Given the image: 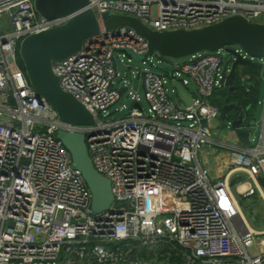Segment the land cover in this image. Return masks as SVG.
Instances as JSON below:
<instances>
[{
  "label": "built area",
  "instance_id": "built-area-1",
  "mask_svg": "<svg viewBox=\"0 0 264 264\" xmlns=\"http://www.w3.org/2000/svg\"><path fill=\"white\" fill-rule=\"evenodd\" d=\"M89 7L99 35L53 65L63 90L95 118L94 125H74L37 94L19 62L26 37L71 16L47 19L35 0H0L7 23L0 25V264H264V230L249 225L238 199L259 193L264 200V116L248 145L213 136L224 50L190 56L171 74L140 72L143 106L132 80L121 86L117 79L119 62L131 67L122 51L146 55L148 42L128 26L108 29L104 19L129 15L157 31L203 28L235 15L264 23V0H89ZM235 51L264 64V56ZM170 77L194 86L191 103L171 97ZM124 96L132 106L116 107ZM58 130L86 135L95 168L112 184L110 209L93 213L92 192L71 168ZM208 145L231 148L223 179L201 159ZM236 172L250 180L234 193Z\"/></svg>",
  "mask_w": 264,
  "mask_h": 264
},
{
  "label": "water",
  "instance_id": "water-1",
  "mask_svg": "<svg viewBox=\"0 0 264 264\" xmlns=\"http://www.w3.org/2000/svg\"><path fill=\"white\" fill-rule=\"evenodd\" d=\"M38 12L47 19L71 16V19L40 33L26 37L20 44V58L26 75L38 95L44 97L58 112L64 122L74 125H94L95 118L87 108L60 85V79L53 71L56 62L77 53L84 42L99 35L101 27L95 11L89 7V0H35ZM108 29L128 26L136 30L148 42V54L136 55L127 50L122 52L128 59L146 62L154 54L164 58L184 59L199 52L224 50L225 63L221 73V87L235 88L240 67H260L251 59L236 53L234 47H241L252 58L264 56V23L251 22L242 15H235L214 25L198 29L153 30L140 19L122 14L104 15ZM126 87L120 89V96ZM139 106V105H138ZM239 109V110H238ZM237 103H225L219 107L220 120L227 121L233 128H240L245 121L251 124V117L244 119V110ZM58 140L71 153V168L81 172L92 192V209L99 214L110 209L114 195L109 178L94 166L86 135L75 131L58 130ZM254 198L249 200L251 204ZM253 220L256 211L253 210Z\"/></svg>",
  "mask_w": 264,
  "mask_h": 264
},
{
  "label": "rangeland",
  "instance_id": "rangeland-1",
  "mask_svg": "<svg viewBox=\"0 0 264 264\" xmlns=\"http://www.w3.org/2000/svg\"><path fill=\"white\" fill-rule=\"evenodd\" d=\"M0 25H7L6 20H0ZM235 48L236 47H234V49ZM185 60L186 58H160L156 54L150 56L146 62H143L139 59H134L133 61L129 62L128 59L125 58L123 59V61L127 62L131 67H128L126 64L119 62L120 76L118 77L117 81L120 83V85L123 84V80H132L135 77L137 81V79L141 75L140 72L145 70H153L162 74L168 72V74H171L175 72L176 66L183 63ZM253 63L259 65L260 67H255L257 68L255 70L254 68L249 69L250 72L247 73H245L244 67H240L238 69V74L243 79V85L250 93L249 103L251 104H246V102H243L244 100L240 102V107L244 110L247 109L245 113L248 115V117L250 116L252 118L250 124L251 126L248 131L241 132V129L233 128L227 121L223 122L220 119L214 121V123L212 124L216 125L217 136L215 137L220 140H226V142H228L229 144H232L234 142L236 144H245L250 140V138L258 136L261 130L264 116V64L259 60H254ZM133 71L134 73H132ZM254 71L256 74L254 73ZM179 88L181 93L184 95L186 92V88L182 84H179ZM140 97L142 98V102L146 104L144 99V92H140ZM191 100L189 99L188 103H191ZM132 102L133 101L131 100V97L128 98L127 96H124L116 107L121 108L123 104H127L128 107H130L132 106ZM249 111L251 112L250 115L248 113ZM122 113L123 111H121L117 115H120ZM218 150L225 151L228 153V156H230L231 149ZM217 162L218 160L216 159V155H212L210 158V165L216 167ZM240 174L241 176L239 175V172H236L232 177L239 176L240 180H250L249 176L246 173L242 172ZM211 175L213 176L212 173ZM231 180L232 179L230 178L229 181L231 182ZM235 186L236 185L232 186V190L234 191V193H236ZM258 196H260L259 193ZM238 199L240 202V206L245 214L246 220L249 222V225L252 226L255 230H264V200L262 198H259L255 204L250 205L247 202V199H243L239 196ZM253 210L256 211L255 220H253Z\"/></svg>",
  "mask_w": 264,
  "mask_h": 264
},
{
  "label": "crops",
  "instance_id": "crops-1",
  "mask_svg": "<svg viewBox=\"0 0 264 264\" xmlns=\"http://www.w3.org/2000/svg\"><path fill=\"white\" fill-rule=\"evenodd\" d=\"M135 78L132 79V83L134 85V88L137 90V92L139 93V96H140V92H143L142 76L140 75L139 78L137 79V81ZM169 80H170V83L168 85L169 92H170V95L173 99L178 100V101H182L184 103H188L189 102L188 100L189 99L191 100L194 97L195 89H194L193 85H185L180 79H172L171 77L169 78ZM179 84H182L186 88V92L184 95L180 91ZM233 89L235 90V88H233ZM141 104L143 106H146V104H144L142 101H141ZM246 122L247 121H245L243 124H245ZM238 129H241V127ZM212 131H213V136L214 137L217 136L216 125H212ZM215 139H217V138L215 137ZM248 144H249V141L245 144H236L235 142L232 143V145H248ZM218 149H231V148H229V147L228 148H222V147H217V146H213V145L212 146L208 145L200 153V156H201V159H202L204 165L210 169L211 173L213 174L212 177L215 180L223 179L225 177V175L229 169V160H230V156H228L227 152L219 151ZM212 155H216V159L218 160L216 167H213L210 165V158ZM239 175L241 176L240 173H239ZM232 176H233V174H232ZM232 176H231V179H234V178L237 179L236 186L239 183H246L247 182V180H243V179L240 180L239 176H237V177H232ZM253 198H254V201L251 204L249 203L250 199L247 200V202L250 205L255 204L259 198L260 199L262 198V196L261 195L258 196V194H257Z\"/></svg>",
  "mask_w": 264,
  "mask_h": 264
},
{
  "label": "trees",
  "instance_id": "trees-1",
  "mask_svg": "<svg viewBox=\"0 0 264 264\" xmlns=\"http://www.w3.org/2000/svg\"><path fill=\"white\" fill-rule=\"evenodd\" d=\"M159 56V55H158ZM160 58H164V57H161L159 56ZM19 62L21 64V66L24 68V64L19 56ZM255 68V67H244V70H245V73L247 72H250L249 69H252ZM255 73V71H254ZM165 74H168V72H166ZM256 74V73H255ZM235 89H237L236 91H231L230 88L228 87H222V88H219L217 89L216 94H219L221 96V98L218 100L215 99V97L213 98V102L218 105V106H221L225 103H229V102H237L239 105H240V102L242 100H244L243 102H246V104H251L249 103V91L246 89V87L243 85V83L240 81L239 77H237L235 83ZM255 102V100H254ZM249 115H250V111L248 112ZM244 130H242L241 132H243ZM244 132H247V131H244ZM236 182H237V179L234 178L231 180V185L234 186L236 185Z\"/></svg>",
  "mask_w": 264,
  "mask_h": 264
},
{
  "label": "flooded vegetation",
  "instance_id": "flooded-vegetation-1",
  "mask_svg": "<svg viewBox=\"0 0 264 264\" xmlns=\"http://www.w3.org/2000/svg\"><path fill=\"white\" fill-rule=\"evenodd\" d=\"M239 77V79H240V81L243 83V79L240 77V75L238 76ZM231 90V89H230ZM237 89H233V90H231V91H236ZM221 98V96H219V94H216L215 95V99L217 100H219ZM222 99V98H221ZM229 103H237V102H229ZM238 104V103H237ZM240 107V105L238 104V108ZM239 110V109H238ZM244 111V110H243ZM245 112V111H244ZM243 117H244V119H246V117H248V115L246 114V113H244V115H243Z\"/></svg>",
  "mask_w": 264,
  "mask_h": 264
}]
</instances>
